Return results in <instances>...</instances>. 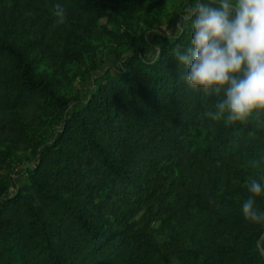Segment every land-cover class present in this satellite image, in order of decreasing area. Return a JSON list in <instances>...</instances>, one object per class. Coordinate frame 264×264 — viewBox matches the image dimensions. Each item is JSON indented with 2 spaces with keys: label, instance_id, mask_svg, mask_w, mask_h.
<instances>
[{
  "label": "trees",
  "instance_id": "trees-1",
  "mask_svg": "<svg viewBox=\"0 0 264 264\" xmlns=\"http://www.w3.org/2000/svg\"><path fill=\"white\" fill-rule=\"evenodd\" d=\"M145 1L0 0V167L12 150L34 162L0 179V264H264V222L242 210L264 186V111L208 116L223 94L190 88L175 58L191 23L157 34L155 63L123 25ZM109 35L130 50L120 70L68 98L78 41Z\"/></svg>",
  "mask_w": 264,
  "mask_h": 264
},
{
  "label": "clouds",
  "instance_id": "clouds-1",
  "mask_svg": "<svg viewBox=\"0 0 264 264\" xmlns=\"http://www.w3.org/2000/svg\"><path fill=\"white\" fill-rule=\"evenodd\" d=\"M57 23L65 21L66 12L55 5ZM191 23V42L183 50L179 46L175 58L186 69L182 77L193 90L205 95L223 97L216 112H208L213 120L227 112L226 122H245L254 112L264 111V0H196L181 14L177 26ZM155 58L159 49L154 46ZM250 195L243 203L246 220L264 222V212L255 206L262 185L253 179Z\"/></svg>",
  "mask_w": 264,
  "mask_h": 264
},
{
  "label": "rangeland",
  "instance_id": "rangeland-1",
  "mask_svg": "<svg viewBox=\"0 0 264 264\" xmlns=\"http://www.w3.org/2000/svg\"><path fill=\"white\" fill-rule=\"evenodd\" d=\"M195 2L196 0H146L138 10L122 12L120 19L140 41L146 37L148 41L146 50L153 54L154 46H157V34L174 35L179 30L177 21L181 14H187V8ZM100 21L104 26L111 27L106 17H102ZM78 42L72 52L73 61L69 63L68 68L73 80L65 91L68 98L85 99L93 87L92 77L103 70L109 69L111 72L120 70L118 58L127 56L130 50L127 42L118 36H102L98 40L81 39ZM41 69L46 68L42 66ZM90 70L91 72L87 74ZM83 71L87 74L85 78L80 75ZM45 72L49 73V70ZM33 163L32 155L28 151L12 150L5 156V161L0 167V179L11 178L15 184H20L25 178L24 171ZM13 190L14 187L10 185L9 191ZM262 237L261 247L264 252V234Z\"/></svg>",
  "mask_w": 264,
  "mask_h": 264
},
{
  "label": "water",
  "instance_id": "water-1",
  "mask_svg": "<svg viewBox=\"0 0 264 264\" xmlns=\"http://www.w3.org/2000/svg\"><path fill=\"white\" fill-rule=\"evenodd\" d=\"M262 239H263V237L258 242V244H259V246H260L261 249H262V247H261Z\"/></svg>",
  "mask_w": 264,
  "mask_h": 264
}]
</instances>
